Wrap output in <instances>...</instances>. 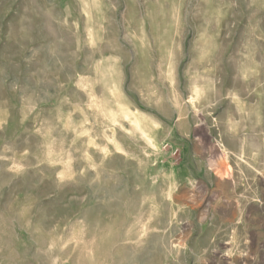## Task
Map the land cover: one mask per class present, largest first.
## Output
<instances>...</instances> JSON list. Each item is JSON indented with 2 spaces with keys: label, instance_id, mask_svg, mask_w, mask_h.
<instances>
[{
  "label": "rangeland",
  "instance_id": "obj_1",
  "mask_svg": "<svg viewBox=\"0 0 264 264\" xmlns=\"http://www.w3.org/2000/svg\"><path fill=\"white\" fill-rule=\"evenodd\" d=\"M0 264H264V0H0Z\"/></svg>",
  "mask_w": 264,
  "mask_h": 264
}]
</instances>
